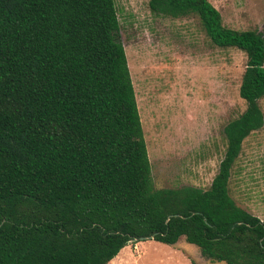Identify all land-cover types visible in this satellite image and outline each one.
Here are the masks:
<instances>
[{
  "label": "trees",
  "instance_id": "trees-1",
  "mask_svg": "<svg viewBox=\"0 0 264 264\" xmlns=\"http://www.w3.org/2000/svg\"><path fill=\"white\" fill-rule=\"evenodd\" d=\"M148 7L194 15L213 45L246 56V107L223 129L209 188L154 187L114 0H0V264H109L140 238L264 264V221L229 195L264 125V34L225 26L208 0Z\"/></svg>",
  "mask_w": 264,
  "mask_h": 264
},
{
  "label": "rangeland",
  "instance_id": "rangeland-1",
  "mask_svg": "<svg viewBox=\"0 0 264 264\" xmlns=\"http://www.w3.org/2000/svg\"><path fill=\"white\" fill-rule=\"evenodd\" d=\"M154 187L209 188L223 158V129L245 110L239 86L246 56L213 45L194 15L155 14L149 0H114ZM223 24L264 34V0H208ZM264 115V98L259 102ZM237 206L264 221V125L243 142L229 180ZM109 264L211 262L180 238L135 241Z\"/></svg>",
  "mask_w": 264,
  "mask_h": 264
},
{
  "label": "water",
  "instance_id": "water-1",
  "mask_svg": "<svg viewBox=\"0 0 264 264\" xmlns=\"http://www.w3.org/2000/svg\"><path fill=\"white\" fill-rule=\"evenodd\" d=\"M148 240L147 238H140V241Z\"/></svg>",
  "mask_w": 264,
  "mask_h": 264
}]
</instances>
